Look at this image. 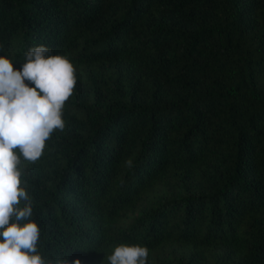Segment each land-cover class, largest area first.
I'll use <instances>...</instances> for the list:
<instances>
[{
    "label": "trees",
    "instance_id": "obj_1",
    "mask_svg": "<svg viewBox=\"0 0 264 264\" xmlns=\"http://www.w3.org/2000/svg\"><path fill=\"white\" fill-rule=\"evenodd\" d=\"M0 264H264V0H0Z\"/></svg>",
    "mask_w": 264,
    "mask_h": 264
}]
</instances>
